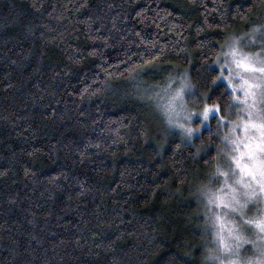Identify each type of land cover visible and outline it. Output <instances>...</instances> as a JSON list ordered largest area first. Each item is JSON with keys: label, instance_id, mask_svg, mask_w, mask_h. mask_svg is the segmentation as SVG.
Wrapping results in <instances>:
<instances>
[{"label": "trees", "instance_id": "1", "mask_svg": "<svg viewBox=\"0 0 264 264\" xmlns=\"http://www.w3.org/2000/svg\"><path fill=\"white\" fill-rule=\"evenodd\" d=\"M252 5L0 0V264H197L199 164L130 74L188 68L211 91L213 50Z\"/></svg>", "mask_w": 264, "mask_h": 264}, {"label": "clouds", "instance_id": "2", "mask_svg": "<svg viewBox=\"0 0 264 264\" xmlns=\"http://www.w3.org/2000/svg\"><path fill=\"white\" fill-rule=\"evenodd\" d=\"M243 19L213 50L211 91L188 68L155 82L130 74L165 136L191 144L199 164L184 177L195 204L187 255L198 249L197 264H264V0ZM221 79L226 88L213 95Z\"/></svg>", "mask_w": 264, "mask_h": 264}, {"label": "snow or ice", "instance_id": "3", "mask_svg": "<svg viewBox=\"0 0 264 264\" xmlns=\"http://www.w3.org/2000/svg\"><path fill=\"white\" fill-rule=\"evenodd\" d=\"M146 63H147V61H146ZM137 67H140V66H139V65H134V66H132V67L129 69V71L132 72V71H134L135 68H137Z\"/></svg>", "mask_w": 264, "mask_h": 264}, {"label": "rangeland", "instance_id": "4", "mask_svg": "<svg viewBox=\"0 0 264 264\" xmlns=\"http://www.w3.org/2000/svg\"><path fill=\"white\" fill-rule=\"evenodd\" d=\"M216 67V66H215ZM217 68V67H216ZM220 83H222V84H224V86L226 87V82L223 80V79H221V81H219ZM208 127V125H206L205 126V128H207Z\"/></svg>", "mask_w": 264, "mask_h": 264}]
</instances>
